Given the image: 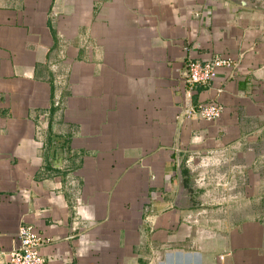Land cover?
Listing matches in <instances>:
<instances>
[{
    "label": "crops",
    "instance_id": "1",
    "mask_svg": "<svg viewBox=\"0 0 264 264\" xmlns=\"http://www.w3.org/2000/svg\"><path fill=\"white\" fill-rule=\"evenodd\" d=\"M217 56L190 101L186 65ZM192 148L264 176V2L0 0L3 251L30 226L46 264H264V217L196 225Z\"/></svg>",
    "mask_w": 264,
    "mask_h": 264
},
{
    "label": "rangeland",
    "instance_id": "2",
    "mask_svg": "<svg viewBox=\"0 0 264 264\" xmlns=\"http://www.w3.org/2000/svg\"><path fill=\"white\" fill-rule=\"evenodd\" d=\"M261 1L264 2V0ZM216 151L204 154L192 148L190 155L182 159L179 164L180 167L189 169L191 173L192 189L190 192L197 201L193 212L202 214L194 220L196 225L210 228L220 227L223 222L218 216L226 221V215L234 212L249 211V213L254 212L257 216L264 217V176L256 174L255 181L248 183L250 188H244L249 177L247 174L237 173V169L240 168L242 171L243 167H236L235 155L222 153L221 160H227V162L218 167L220 163ZM239 163V166L244 165ZM217 168L226 172L216 173ZM218 177L223 178L221 182ZM246 203L249 205L247 206Z\"/></svg>",
    "mask_w": 264,
    "mask_h": 264
},
{
    "label": "built area",
    "instance_id": "3",
    "mask_svg": "<svg viewBox=\"0 0 264 264\" xmlns=\"http://www.w3.org/2000/svg\"><path fill=\"white\" fill-rule=\"evenodd\" d=\"M234 66L235 61L227 56H217L205 62H188L185 78L186 98L192 101L199 87L209 85L221 70ZM192 111L207 122L220 120L224 113L223 107L216 103L199 105L197 109L192 107ZM18 239V247L10 252L3 251L0 243V258L3 257L5 264H46L41 250L51 242L50 239L44 238L30 226H22L19 229Z\"/></svg>",
    "mask_w": 264,
    "mask_h": 264
},
{
    "label": "trees",
    "instance_id": "4",
    "mask_svg": "<svg viewBox=\"0 0 264 264\" xmlns=\"http://www.w3.org/2000/svg\"><path fill=\"white\" fill-rule=\"evenodd\" d=\"M184 175H186L187 174V171L186 170H184ZM186 186H188V183H186Z\"/></svg>",
    "mask_w": 264,
    "mask_h": 264
}]
</instances>
